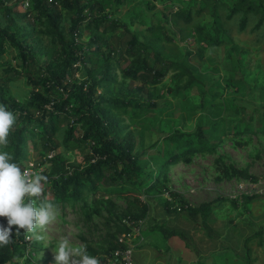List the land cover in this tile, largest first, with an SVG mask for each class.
<instances>
[{
  "label": "rangeland",
  "instance_id": "obj_1",
  "mask_svg": "<svg viewBox=\"0 0 264 264\" xmlns=\"http://www.w3.org/2000/svg\"><path fill=\"white\" fill-rule=\"evenodd\" d=\"M101 1L106 4L104 13L109 19L137 34L146 47L148 63L151 64L156 52L162 59L184 61L187 67L195 70L193 75L202 85L201 88L193 86L186 91L178 90L185 78L176 81L172 78L175 72L169 71L159 85L146 86V93L151 95L147 99L134 92L137 83L120 78L119 68L126 63L118 60V65L112 64L110 74L114 76L115 83L96 89V99L99 96L114 98L119 92L133 94L140 102L153 101L156 104L151 114L134 120L124 115L117 116L120 125L125 127L122 133H131L134 152H144L142 161L146 163L147 170L154 168L153 162L161 149L160 138L172 130L192 132L198 120L204 123L223 119L225 131L237 119L251 126L256 125V114L264 108V20L259 29L253 31L258 16L250 15L245 29L239 32L241 14L225 20L234 0H220L222 5L217 9L218 22L230 43L209 47L198 42L194 34L197 26L204 25V31L209 30L211 17L208 9L195 16L194 6L191 21L184 25L180 21L172 23L168 13L169 2L165 0H147L146 5L145 0H121L118 5H115L114 0ZM7 6L14 14L23 12L19 0H13ZM174 10L172 7V11ZM72 18L71 12L61 11L60 23L65 30ZM137 18H141L142 23ZM2 24L3 17L0 13V25ZM16 24L19 28L33 29V61L38 66L43 65L51 58L53 47L48 37L37 33L42 27L18 20ZM147 24H158L160 28L149 33L145 30ZM121 31L122 28L118 29L112 36L107 33L99 52L112 49L117 56L116 52L124 47L128 39L122 37ZM89 39L90 33L81 26L76 37L77 43L84 46ZM18 68L16 51L4 44L0 53V85L4 83V78L13 76V73L5 75V71H18ZM74 77L78 81L84 80L79 74ZM6 87L9 95L16 101L22 102L28 95L29 88L23 79L10 81ZM176 91L178 94L172 96ZM210 97L211 103L205 104L204 101ZM248 117L251 120H247ZM64 129L65 126H61L55 135L53 154L61 155L66 160L68 169L82 167L87 146L64 151L61 146ZM33 141L37 150L35 152L31 143L27 142V159L37 158L38 154L47 152L41 150L39 140L35 138ZM242 141L244 145L236 147L226 137H222V142L213 154L196 155L187 165L169 167L167 181L163 184L167 193L156 190L147 194L104 196L99 189L95 194H84L80 201L55 207L45 206L43 211L36 208V200L29 201L28 204L23 202L19 208L18 227L29 237L30 254L28 259L22 258L27 260H22L20 264H46L44 259H49L47 264H95L93 259L82 256L85 247L95 250L104 259L109 244L114 243L117 236L115 231L119 221L139 211L135 200L146 204L148 208L143 217L142 241L150 247L149 264H153L155 260L161 264H264V134L260 137H242ZM227 166L245 169L252 179H222L219 170ZM47 172L46 165L38 180L42 191H46L54 179ZM0 187L18 196L24 193L23 200H29L26 188L17 177L6 174L1 167ZM171 194L177 197L168 196ZM251 195L257 198L242 206L240 196ZM178 199L189 207L219 200L212 205L213 210L203 227L199 217L193 220L184 210L178 211ZM229 200H236V206H230ZM107 202L112 204L111 208ZM92 209H96L98 213L91 215L90 220L86 221L83 214ZM164 218L167 220L164 221ZM160 228L174 230L177 234L169 238L162 237ZM178 232H181L180 236ZM153 238H156L155 244L148 245L147 239ZM35 251L42 252L39 261L36 260L39 256L35 257ZM63 252L66 255L64 259L61 255ZM133 258L132 253V261Z\"/></svg>",
  "mask_w": 264,
  "mask_h": 264
},
{
  "label": "trees",
  "instance_id": "obj_2",
  "mask_svg": "<svg viewBox=\"0 0 264 264\" xmlns=\"http://www.w3.org/2000/svg\"><path fill=\"white\" fill-rule=\"evenodd\" d=\"M11 1L13 0H0V13L3 17V24L0 25V53L4 44L16 51L19 68L18 71H5V75L13 73V76L4 78V83L0 85V167L6 174L16 176L27 160L26 143H31L32 149L36 152L37 147L33 143L36 138L40 141L41 150L53 151L54 138L61 126H65L61 138L64 151L87 146L82 167L68 169L66 160L58 154H54L47 161V173L54 179L48 189L42 191V196L35 199V206L38 209L45 210V206L55 207L59 204L77 202L84 194H95L99 189L104 196L147 194L156 190L164 192L166 189L163 184L167 181L169 167L177 164L187 165L196 155L213 154L222 142V137H226L234 146L241 147L244 145L242 137H260L264 134V108L257 112L255 126L237 119L225 131L223 119L204 123L198 120L192 132L172 130L161 137L159 140L161 149L153 162L154 168L147 170L146 163L142 161L144 152H134L131 133L128 131L122 133L125 127L120 125L117 116L124 115L134 120L151 114L156 104L153 101L140 102L132 96L133 94L119 92L114 98L99 96L96 99V89L115 83L110 69L112 64H119L118 60L126 63L119 68L120 78L137 83L134 92L139 97L147 99H150L151 95L146 93V86L159 85L169 71L175 72L172 78L176 81L185 78L184 84L178 90L186 91L193 86L201 88L200 81L193 75L195 70L187 67L184 61L162 59L158 52L153 55L151 64L148 63L146 47L138 39L137 34L122 27L117 21L109 19L104 13L106 4L101 0H27V7L22 8L21 14H14L7 6ZM165 1L169 2L168 13L174 24L177 21L184 25L189 24L194 6L195 16L208 9L211 17L210 28L204 31V25L195 27L197 41L209 47L230 43L218 22L217 9L222 5L220 0ZM121 2L114 0L115 5ZM22 3L23 0H19V6L22 7ZM172 7L175 8L174 11ZM61 11L73 14L66 30L60 23ZM236 14H241L238 22L239 32L245 29L248 16H258L252 28L256 31L264 20V0H234L228 8L225 20H230ZM137 19L142 23L141 18ZM16 20L41 26V31L37 33L49 38L53 47L52 56L43 65L38 66L33 61L31 37L33 29L19 28ZM166 20L167 18L165 22ZM81 26L90 33V39L84 46L76 41ZM120 28L122 37L128 39L124 47L116 52L117 56L112 49L100 53L99 47L105 41L104 36L107 33L112 36ZM159 28L158 24L145 26L149 33ZM76 74L84 77V80L78 81L74 77ZM19 79H23L29 88L28 95L22 102L13 99L6 87L10 81ZM53 94L56 96L52 97ZM177 94L178 91L172 96ZM211 100L210 97L204 103H211ZM247 120L251 118L248 117ZM44 154H38L37 158ZM92 158L94 161L90 163L89 160ZM219 174L225 180L252 179L245 169L233 166L221 167ZM168 196L177 197L175 194ZM24 198V193L18 196L0 187V264L27 258L24 257L25 247L21 242L23 231L18 227L19 208L23 202L29 203V200H23L19 204V200ZM256 198L254 195L240 196L239 200L240 204L245 206ZM44 200L46 205L43 204ZM178 200L180 204L178 211L184 210L193 220L199 217L200 224L205 227L213 210L212 205L219 199L202 203L197 207H189L181 199ZM135 202L139 206V211L136 214H129L130 217H145L147 205L137 200ZM228 203L232 207L236 206V200H229ZM108 205L112 207V204ZM2 212L7 214L9 232L4 226ZM97 213L96 209H92L90 212L85 211L83 216L89 221L91 215ZM159 231L162 237L166 238L177 234L174 230L168 231L163 228ZM115 232L119 235L125 233L126 229L117 226ZM178 235L180 236L181 232H178ZM115 246V243L109 244L107 251ZM82 256L93 259L95 264L104 263L98 253L89 247L84 248ZM245 256L247 258V254Z\"/></svg>",
  "mask_w": 264,
  "mask_h": 264
},
{
  "label": "built area",
  "instance_id": "obj_3",
  "mask_svg": "<svg viewBox=\"0 0 264 264\" xmlns=\"http://www.w3.org/2000/svg\"><path fill=\"white\" fill-rule=\"evenodd\" d=\"M26 7L27 0H23L22 8ZM53 155V151H49L40 158L27 159L21 171L16 175L20 183L26 188V196L31 202L42 196V188L40 187L38 180L44 172L47 161L50 160ZM93 161L94 158L89 160L90 163ZM22 202L23 199H20L19 204ZM119 226L124 227L126 232L115 237L114 243L116 246L115 248L107 251V254L103 259V264H133V250L136 247V244L138 245L142 242V232L144 227L143 218H132L130 216H126L119 221ZM21 242L25 247L23 252L24 257H29V237L23 235Z\"/></svg>",
  "mask_w": 264,
  "mask_h": 264
},
{
  "label": "crops",
  "instance_id": "obj_4",
  "mask_svg": "<svg viewBox=\"0 0 264 264\" xmlns=\"http://www.w3.org/2000/svg\"><path fill=\"white\" fill-rule=\"evenodd\" d=\"M2 188V187H1ZM37 208V207H36ZM43 211V210H42ZM165 220H167V218H164V221ZM148 234V233H147ZM147 234H146V236H147ZM24 235V234H23ZM142 238H143V236H142ZM156 238H153V240H149V239H147V243H148V245H154L155 244V242L154 241H156L155 240ZM150 241V242H149ZM144 241H142L140 244H138L135 248H134V252H133V264H149V262H148V258L151 256V251H150V247L149 246H147V244L145 245V242L143 243ZM30 243V242H29ZM143 243V244H142ZM37 251V250H36ZM35 251V252H36ZM65 252V251H64ZM62 253L61 255L63 256V259L65 258L64 256H66L65 255V253ZM42 252H39V253H37L36 252V256L35 257H37V255L39 256V257H37L36 258V260L37 261H39V259H40V256H42V254H41ZM33 254V253H32ZM91 259V258H90ZM22 258L21 259H19V260H16V261H11V263H13V264H20L21 262H22ZM24 262H25V260H23ZM44 261H45V263L47 264L48 263V261H49V259L47 260V259H44ZM50 264L52 263V262H49ZM153 264H161L158 260H155L154 261V263ZM168 264H173V262H169Z\"/></svg>",
  "mask_w": 264,
  "mask_h": 264
},
{
  "label": "water",
  "instance_id": "obj_5",
  "mask_svg": "<svg viewBox=\"0 0 264 264\" xmlns=\"http://www.w3.org/2000/svg\"><path fill=\"white\" fill-rule=\"evenodd\" d=\"M2 220L6 228V231L9 232V220H8L6 212H2Z\"/></svg>",
  "mask_w": 264,
  "mask_h": 264
}]
</instances>
